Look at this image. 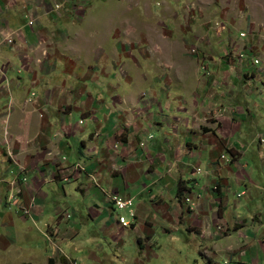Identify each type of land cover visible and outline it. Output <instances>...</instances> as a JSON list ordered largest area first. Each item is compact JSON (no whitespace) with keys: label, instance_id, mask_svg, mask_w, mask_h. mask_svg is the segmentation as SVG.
<instances>
[{"label":"crops","instance_id":"0c3cea01","mask_svg":"<svg viewBox=\"0 0 264 264\" xmlns=\"http://www.w3.org/2000/svg\"><path fill=\"white\" fill-rule=\"evenodd\" d=\"M86 4L0 0V39H12L0 44V221L13 223L14 211L1 207V195L9 202L13 193L17 216L43 220L59 250L83 242L88 220L108 244H121L109 201L116 192L133 199L138 244L146 228L155 249L156 227L180 230L200 239L185 245L197 251L193 264H264V174L244 160L257 155L254 166L264 172L260 58L234 68L208 59L201 77L195 56L162 53L150 70L162 80L143 86L137 56L123 54L115 37V14L96 17L104 4ZM118 62L135 71L123 77ZM230 70L233 83L221 86ZM179 181L187 187L182 200ZM49 253L51 264H64Z\"/></svg>","mask_w":264,"mask_h":264},{"label":"rangeland","instance_id":"374dc122","mask_svg":"<svg viewBox=\"0 0 264 264\" xmlns=\"http://www.w3.org/2000/svg\"><path fill=\"white\" fill-rule=\"evenodd\" d=\"M80 1H86L87 4L95 1L101 3V6L104 4L106 9L95 10L96 17L107 16L108 11L115 14L118 20L115 37L120 40L118 43L123 54L133 51V55L137 56L134 66L137 68L139 66L138 71L145 72L143 78L146 80L142 79L143 86H148L146 84L148 82L151 85L152 79L153 81L162 80L161 76L159 79L160 73L156 70L150 71L156 68L157 57L163 55L162 53L172 54L177 51L186 53L187 57L197 58L201 77L207 74L200 67L199 54L204 57L202 65L207 70L208 59H225L229 66L234 68L238 65H248L251 63V57H253L252 60L258 57L264 71V0ZM119 22L123 26L119 25ZM125 31L127 33L122 34ZM122 35L125 36L126 41H123ZM158 51L161 53H157ZM119 63L116 65L118 72L123 77L127 76L126 69L129 68ZM131 70L129 69L130 72ZM233 71L235 70H230L232 74L226 79H218L221 86L229 82L233 83V76L236 73ZM131 75L133 76V73ZM134 76L138 77V74L134 73ZM165 77L167 82L165 87L169 89L172 75L167 73ZM147 90L143 89L142 95L147 94L149 89ZM244 160L253 166L259 178L263 177L264 172L260 170L261 164L254 166L259 161L257 155L246 154ZM257 176L254 178H258ZM14 195L16 196L10 193L9 202L5 201L1 195V207L4 206L2 208L5 210H13L12 213H15V216L11 224L7 223L9 220L7 217L4 218L5 222L0 221V264H45L49 262L48 252L53 253L55 261L60 260L61 256L64 257V264H74V262L75 264H193L192 258H199L195 253L197 251L194 252L185 245H200V239L197 237L193 243L189 241L190 236L187 238L186 232L176 230L168 234L162 228L156 227L158 231L156 239L161 249H155L156 245H150L145 237L149 232L146 229L149 228L145 229L144 237L138 244L131 226L123 227L119 224V232L113 236L120 239L121 244H118L119 242L108 244L105 241V235L95 231L91 220H88L85 233L79 235L80 238L83 237V242L76 245L74 241H67L64 242V246L60 245L63 251L59 250L54 245L58 243V239L46 233L45 224L41 222L43 220L34 223L27 217L29 213L24 214L21 211L27 208L30 212L29 202L17 203L22 208L20 213L27 217V220L22 221L17 216V208L11 204L14 203V200H11L15 199ZM118 214L129 219L126 210L114 211L116 220ZM217 225H221V222ZM225 229L223 225L218 228L222 236L227 233ZM108 236L111 237L109 234ZM229 240L232 243L230 245L236 242L234 237ZM142 241L145 242L142 243ZM219 262L222 263L221 260Z\"/></svg>","mask_w":264,"mask_h":264},{"label":"built area","instance_id":"2783aa9c","mask_svg":"<svg viewBox=\"0 0 264 264\" xmlns=\"http://www.w3.org/2000/svg\"><path fill=\"white\" fill-rule=\"evenodd\" d=\"M58 6V5H56ZM243 35V33H241ZM4 43H12V39L9 36H4L2 39H0V44ZM197 55V54H196ZM198 60L200 62V67L204 72H208L207 68H204V65H202V62L204 60V57L202 55H198ZM251 64L254 65L251 61ZM81 122V121H80ZM140 145L143 146V141L140 142ZM223 157V156H222ZM199 170V169H198ZM109 201L112 202L113 211H120V210H126L129 219L127 220L123 215L118 214L117 220L119 221V224H121L124 227L130 226L131 223L134 222L135 219V212H134V203L133 199L122 197L120 194L113 192L109 196ZM22 209V208H21ZM24 214L29 213L27 208H23L21 210ZM75 264V262H74Z\"/></svg>","mask_w":264,"mask_h":264},{"label":"trees","instance_id":"16d2710c","mask_svg":"<svg viewBox=\"0 0 264 264\" xmlns=\"http://www.w3.org/2000/svg\"><path fill=\"white\" fill-rule=\"evenodd\" d=\"M187 190V187L184 185L183 181H179L176 187V195L179 200H182L183 195L185 191ZM141 240L138 239V242L140 243ZM49 264H51V259H49Z\"/></svg>","mask_w":264,"mask_h":264},{"label":"bare ground","instance_id":"6f19581e","mask_svg":"<svg viewBox=\"0 0 264 264\" xmlns=\"http://www.w3.org/2000/svg\"><path fill=\"white\" fill-rule=\"evenodd\" d=\"M243 54V53H242ZM242 54L240 56H242ZM244 55V54H243ZM255 65H258L259 64V60L258 59H255L254 62H253Z\"/></svg>","mask_w":264,"mask_h":264}]
</instances>
